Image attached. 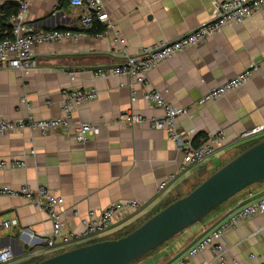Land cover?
I'll use <instances>...</instances> for the list:
<instances>
[{
	"label": "crops",
	"instance_id": "obj_1",
	"mask_svg": "<svg viewBox=\"0 0 264 264\" xmlns=\"http://www.w3.org/2000/svg\"><path fill=\"white\" fill-rule=\"evenodd\" d=\"M10 1L19 5L21 0H0V7ZM101 1L123 39L126 53L133 55L143 46L176 40L212 19L216 15L214 3L221 0ZM25 21L42 31L79 29L78 14L67 0H31ZM6 24V28L0 26L3 37L9 30L8 18ZM99 28L106 32L103 36L90 33L76 41L36 46L34 66L26 73L0 69V118L5 120L18 121L29 115L35 119L54 118L61 115L63 90L94 87L97 91L96 100L75 106L72 113L75 123L96 126L85 142L76 141L72 130H51L43 135L28 130L0 134V161L25 164L22 168L0 169V184L13 188L25 184L31 189L44 185L52 194L62 196L67 227L74 232H80L79 219L88 210L126 200L149 206L127 217L114 218L104 236L114 239L137 226L164 202L186 194L194 183L249 144L264 139V133L239 138L242 132L264 125V8L240 24L226 26L207 40L159 62L148 73L145 86L126 77L92 78L86 67L115 66L119 62L114 54L119 47L114 31ZM249 64H256L258 69L242 86L217 100L194 105L210 89ZM70 74L75 80H70ZM151 90L159 91L169 104L187 109L178 117L177 126L192 145L198 146L223 132L215 156L178 176L162 195L157 194L156 186L177 169L181 154L164 131L152 129L147 123L126 127L116 122L125 111L160 117L162 111L142 98ZM132 91L137 94L134 101ZM262 196L264 182L247 187L133 264H168L178 258L188 264L210 262V249L193 257L186 252L229 212ZM2 220L16 223L8 229L0 226V246H10L17 257L40 249L41 239L52 231L46 212L21 197L0 196V223ZM22 228L27 231L21 233ZM222 242L227 261L264 264V212L240 221L223 235ZM36 259L17 264H34Z\"/></svg>",
	"mask_w": 264,
	"mask_h": 264
},
{
	"label": "built area",
	"instance_id": "obj_2",
	"mask_svg": "<svg viewBox=\"0 0 264 264\" xmlns=\"http://www.w3.org/2000/svg\"><path fill=\"white\" fill-rule=\"evenodd\" d=\"M60 2L61 0H55ZM31 0H21L15 14L8 16L9 30L7 36L0 39V69L6 67L20 73H26L34 66L33 49L36 46L58 43L65 40L76 41L86 37L98 27H108L114 31V40L118 43V49L114 54L119 59L115 67L99 69L92 72L93 79L130 78L135 84L147 85L148 73L161 61L174 57L186 48L207 40L213 34L226 26L240 24L244 19L264 8V0H221L215 2L216 15L199 24L186 35L171 42L159 41L149 46L141 47L133 55L126 53L123 39L119 36L115 25L109 19L108 13L101 0H67L78 14L79 29L72 30H38L25 21V15ZM106 32L95 33L103 36ZM256 64H249L242 72L230 78L223 84L210 89L194 103L202 105L219 99L229 91L242 86L257 71ZM70 80H75V75L70 74ZM97 98L94 87H72L62 91L61 115L48 119H35L26 116L22 120L11 121L0 118V134L12 132H39L45 134L51 130H72L73 136L78 142H85L86 137L95 132L96 126L89 123H75L72 113L75 106L89 103ZM142 98L152 106L162 111L160 117L147 118L141 114L130 111L122 112L116 118V122L126 127H133L141 123H147L150 128L164 131L168 139L174 143L176 150L181 154V162L177 169L169 174L165 180L156 186L158 195H162L178 178L185 174L191 167L197 166L205 160L215 156L221 146L223 132L217 134V138L203 141L194 146L184 139L178 131L177 119L186 114L187 109L169 104L159 91L151 90L143 94ZM137 99V94L132 91L131 100ZM264 133V125L255 126L240 134V139H249ZM30 153L33 154L31 150ZM23 161H0V169L22 168ZM0 196L21 197L27 203L43 209L51 222V234L41 239L43 246L40 249L30 251L28 254L17 257L10 246H0V264H17L44 259L49 256L100 241L109 233L113 219L117 216L127 217L133 213L148 209V205L136 200L114 202L105 208L88 210L85 217L79 219L80 232H74L67 227L68 216L63 211V197L52 194L44 185L35 189L23 184L18 188L0 184ZM259 212H264V196L248 202L228 213L208 232L203 234L187 250L186 255L193 257L206 249L212 252V260L202 264H238L236 261H227L226 248L222 242L223 235L234 228L240 221L251 218ZM74 215H77L74 212ZM13 220H2L1 228L8 229L15 226ZM21 233L27 229L22 228ZM254 256H251L253 258ZM264 258V254H262ZM168 264H188L184 258H178Z\"/></svg>",
	"mask_w": 264,
	"mask_h": 264
},
{
	"label": "water",
	"instance_id": "obj_3",
	"mask_svg": "<svg viewBox=\"0 0 264 264\" xmlns=\"http://www.w3.org/2000/svg\"><path fill=\"white\" fill-rule=\"evenodd\" d=\"M113 66L86 67L88 71ZM264 182V139L246 148L184 196L174 200L129 233L79 246L34 264H133L144 255L203 220L247 187Z\"/></svg>",
	"mask_w": 264,
	"mask_h": 264
},
{
	"label": "trees",
	"instance_id": "obj_4",
	"mask_svg": "<svg viewBox=\"0 0 264 264\" xmlns=\"http://www.w3.org/2000/svg\"><path fill=\"white\" fill-rule=\"evenodd\" d=\"M17 10H18V5H17V3L16 2H7V3H4V6H2V7H0V13H2V16L0 15V26L2 27V29L3 28H6L7 27V24H6V20H7V18H8V16H10L11 14H15L16 12H17ZM98 33V32H100V28L99 29H97V30H95V31H92V32H90V33ZM1 38H3V35L2 34H0V39ZM258 142V141H257ZM256 143V142H255ZM254 143H251V144H249L247 147H245L244 149H242V151L243 150H245L246 148H248V147H250L251 145H253ZM205 178H202L201 180H198L196 183H194L190 188H189V190H188V192L189 191H191L193 188H195L200 182H202L203 180H204ZM187 192V193H188ZM185 195V194H184ZM184 195H178L176 198H174V199H172V200H168V201H166V202H164L160 207H159V209L158 210H155V211H153L150 215H148L147 217H145L144 218V220H146L147 218H149L150 216H152L153 214H155L156 212H158L159 210H161L162 208H164L165 206H167L168 204H170L171 202H173L174 200H176V199H178V198H180V197H182V196H184ZM220 207V206H219ZM219 207H217L216 209H218ZM215 209V210H216ZM214 211V210H213ZM212 211V212H213ZM211 213V212H210ZM143 220V221H144ZM142 221V222H143ZM142 222H140V223H142ZM139 223V224H140ZM138 224V225H139ZM137 225V226H138ZM137 226H135V227H133V228H131L129 231H127V232H125V233H123V234H121V235H118L116 238H119V237H121V236H123V235H125V234H127V233H129L130 231H132L134 228H136ZM115 239V238H114ZM145 256V255H144ZM40 260H43V259H39L38 261H40ZM38 261H36V262H38Z\"/></svg>",
	"mask_w": 264,
	"mask_h": 264
},
{
	"label": "rangeland",
	"instance_id": "obj_5",
	"mask_svg": "<svg viewBox=\"0 0 264 264\" xmlns=\"http://www.w3.org/2000/svg\"><path fill=\"white\" fill-rule=\"evenodd\" d=\"M210 214H212V212L209 213V215H210ZM139 220H140V219H139ZM137 222H138V220H137ZM137 222H136V223H137ZM125 227H126V226H125ZM122 229L124 230L125 228L123 227ZM123 230H122V231H123ZM108 237H112V236H108ZM116 237H117V236H114L113 238H116ZM102 240H107V237L102 238L100 241H102ZM30 263H32V262H30Z\"/></svg>",
	"mask_w": 264,
	"mask_h": 264
}]
</instances>
